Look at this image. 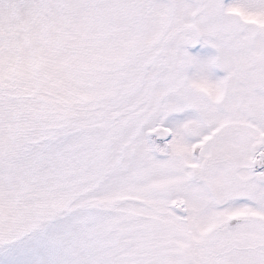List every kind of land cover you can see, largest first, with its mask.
Returning <instances> with one entry per match:
<instances>
[{
    "label": "snow or ice",
    "instance_id": "snow-or-ice-1",
    "mask_svg": "<svg viewBox=\"0 0 264 264\" xmlns=\"http://www.w3.org/2000/svg\"><path fill=\"white\" fill-rule=\"evenodd\" d=\"M0 264H264V0H0Z\"/></svg>",
    "mask_w": 264,
    "mask_h": 264
},
{
    "label": "rangeland",
    "instance_id": "rangeland-1",
    "mask_svg": "<svg viewBox=\"0 0 264 264\" xmlns=\"http://www.w3.org/2000/svg\"><path fill=\"white\" fill-rule=\"evenodd\" d=\"M227 2V0H226ZM188 51L193 56H199L201 59H207L208 57L214 56L216 54V50L210 45L204 43V38L201 39L200 43L196 44L195 46H189ZM226 73L222 69H215L214 70V77H222ZM189 113L192 110H188ZM183 114H172L168 117V121L172 122L175 121L176 117Z\"/></svg>",
    "mask_w": 264,
    "mask_h": 264
},
{
    "label": "clouds",
    "instance_id": "clouds-1",
    "mask_svg": "<svg viewBox=\"0 0 264 264\" xmlns=\"http://www.w3.org/2000/svg\"><path fill=\"white\" fill-rule=\"evenodd\" d=\"M191 87H193L194 89L203 92L204 94L211 96L213 94V92L215 91V89L213 88V86L208 83L206 80H198V81H192Z\"/></svg>",
    "mask_w": 264,
    "mask_h": 264
}]
</instances>
